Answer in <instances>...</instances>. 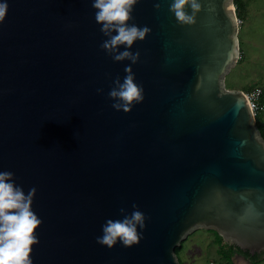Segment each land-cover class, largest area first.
Segmentation results:
<instances>
[{
  "label": "water",
  "instance_id": "obj_1",
  "mask_svg": "<svg viewBox=\"0 0 264 264\" xmlns=\"http://www.w3.org/2000/svg\"><path fill=\"white\" fill-rule=\"evenodd\" d=\"M6 2L0 171L36 188L32 264H182L175 248L197 228L264 251V137L246 93L224 86L240 52L234 0H198L183 26L172 0H139L129 23L151 32L129 49L144 88L129 113L108 93L131 62L100 48L92 0ZM133 204L146 217L139 243L97 244Z\"/></svg>",
  "mask_w": 264,
  "mask_h": 264
},
{
  "label": "clouds",
  "instance_id": "obj_2",
  "mask_svg": "<svg viewBox=\"0 0 264 264\" xmlns=\"http://www.w3.org/2000/svg\"><path fill=\"white\" fill-rule=\"evenodd\" d=\"M138 2L139 0H92V8L96 10L95 22L101 25L100 32L107 37L100 48L114 62H131L124 68L123 82L117 77L108 93V98L115 101L111 107L124 113H129L135 104L144 100V88L136 83L131 67L138 62L140 53L129 51L134 42L145 40L151 32L148 26L140 27L129 23L134 19L132 13ZM7 7L6 0L0 3V23L6 18ZM154 8L159 10L160 3H155ZM200 10L198 0H172L168 9L181 26L194 24ZM121 47L125 50L120 51ZM102 91L97 89L98 94ZM35 193L36 188L32 187L25 194L23 188L15 184L12 172L0 171V264H32L30 253L32 247L39 243L38 236L34 233L42 223L32 210ZM132 208L130 214L124 208L119 210L122 219L106 220L101 226L102 235L96 238V243L109 249L118 242L123 247L137 245L142 238L140 230L145 227L146 217L138 210L137 205L133 204Z\"/></svg>",
  "mask_w": 264,
  "mask_h": 264
},
{
  "label": "rangeland",
  "instance_id": "obj_3",
  "mask_svg": "<svg viewBox=\"0 0 264 264\" xmlns=\"http://www.w3.org/2000/svg\"><path fill=\"white\" fill-rule=\"evenodd\" d=\"M243 16L239 19L238 39L239 58L224 78L228 89H241L250 92L255 87L264 89V0H242ZM236 14L240 9H236ZM264 105V102H263ZM260 123L264 125V108ZM259 112V111H258ZM176 251L182 264H250L249 258H243L239 250L230 254V261L218 253L219 245H226L222 240L218 244L217 235L211 229L197 228L189 233ZM226 247V246H225ZM253 264H264V257H259Z\"/></svg>",
  "mask_w": 264,
  "mask_h": 264
},
{
  "label": "trees",
  "instance_id": "obj_4",
  "mask_svg": "<svg viewBox=\"0 0 264 264\" xmlns=\"http://www.w3.org/2000/svg\"><path fill=\"white\" fill-rule=\"evenodd\" d=\"M234 3L236 5V9H238V11H239V9L240 10L241 9L243 10L244 7H243V1L242 0H234ZM237 17L238 18H241V13L240 12H237ZM260 88H261V97H260V100L259 101H260V103L263 104V102H264V89H262V87H260ZM255 118H256L257 126H258V128H259L262 136L264 137V125H261V123H260L261 111L255 113ZM214 232L217 235L218 244H219V242H221L223 239H222V237L216 231H214ZM180 246H181V244L178 245L175 248V252L178 250V248H180ZM225 246L220 244L219 245V248H218V253H220L223 257L224 256L227 257V259H229L228 261H230V254H231V252H233L235 249L238 250L239 248L238 247H235L234 245L228 244V243H226ZM239 251H240V249H239ZM249 259L251 260V263L250 264H253V262H255V261L258 260V258H257L256 255L251 256Z\"/></svg>",
  "mask_w": 264,
  "mask_h": 264
},
{
  "label": "built area",
  "instance_id": "obj_5",
  "mask_svg": "<svg viewBox=\"0 0 264 264\" xmlns=\"http://www.w3.org/2000/svg\"><path fill=\"white\" fill-rule=\"evenodd\" d=\"M251 107L254 111V113L260 111L261 109L264 108V105L262 103H260V97H261V88L260 87H255L252 91L250 92H245Z\"/></svg>",
  "mask_w": 264,
  "mask_h": 264
},
{
  "label": "flooded vegetation",
  "instance_id": "obj_6",
  "mask_svg": "<svg viewBox=\"0 0 264 264\" xmlns=\"http://www.w3.org/2000/svg\"><path fill=\"white\" fill-rule=\"evenodd\" d=\"M237 250V249H236ZM239 250V249H238ZM239 254H241L243 256V258H250L251 256L256 255L257 258L261 257L262 253H264V251L262 253H255V254H249L247 251H242L241 250L238 252Z\"/></svg>",
  "mask_w": 264,
  "mask_h": 264
},
{
  "label": "crops",
  "instance_id": "obj_7",
  "mask_svg": "<svg viewBox=\"0 0 264 264\" xmlns=\"http://www.w3.org/2000/svg\"><path fill=\"white\" fill-rule=\"evenodd\" d=\"M240 13L242 14V16L244 15V14H243V10H242V9L240 10Z\"/></svg>",
  "mask_w": 264,
  "mask_h": 264
}]
</instances>
